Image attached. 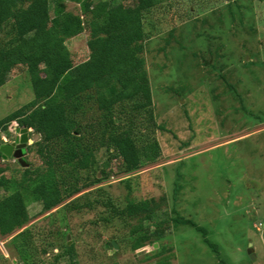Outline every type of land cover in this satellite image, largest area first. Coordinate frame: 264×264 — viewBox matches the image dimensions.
<instances>
[{
    "label": "trees",
    "instance_id": "obj_1",
    "mask_svg": "<svg viewBox=\"0 0 264 264\" xmlns=\"http://www.w3.org/2000/svg\"><path fill=\"white\" fill-rule=\"evenodd\" d=\"M169 1L70 0L78 5L74 13L65 0H0V87L23 78L19 83L28 81L32 93L22 106L0 119V134L17 126L31 128L37 136L24 150V159L33 158L35 165H11L0 154V242L6 239V248L20 264H46L42 259L49 254L51 264L62 259L79 264L75 244L68 243L66 235L72 230L70 218L86 213L95 216L89 225L127 229L125 236L115 234L110 242L119 247L128 243L131 251L150 245V238L159 240L169 227L186 226L199 232L213 253H219L205 229L175 208L182 189L179 173L173 180L167 218L158 215L168 202L166 193L158 201L133 197L130 176L161 158L158 134L176 138L166 123L157 120L146 58L158 56L162 67L178 50L184 51L185 38L201 37L200 26L209 29L206 40H221L220 35H211L212 26L221 22L217 9L201 20L174 22L154 35V26L145 27L146 16ZM234 4L237 0H228L224 8L230 12ZM207 15L216 19L207 23ZM189 30L194 31L190 36ZM82 34L85 46L72 51L71 42ZM219 51L221 45L212 48L207 43L203 64L208 66L211 57L214 61L224 58ZM214 70L217 65H211L210 71ZM220 79L223 93H229L231 100L239 99L240 108L250 113L236 85L224 75ZM166 91L175 100L183 93L171 87ZM220 111L217 108L214 113ZM189 128L194 135L193 125ZM180 143L179 148L189 147V141ZM113 178L124 189L116 199L107 191ZM34 203L48 214L46 228L28 225L27 208ZM145 223H151L153 230ZM156 255L151 264H171L170 255L161 251Z\"/></svg>",
    "mask_w": 264,
    "mask_h": 264
},
{
    "label": "rangeland",
    "instance_id": "obj_2",
    "mask_svg": "<svg viewBox=\"0 0 264 264\" xmlns=\"http://www.w3.org/2000/svg\"><path fill=\"white\" fill-rule=\"evenodd\" d=\"M65 2L68 10L78 13L77 4ZM227 2L170 0L146 16L145 27L154 26V35H158L174 22L201 20L217 9L221 22L212 26L211 35H220L221 40L209 42V29L198 25L201 37L191 38L194 31L189 30L190 37L182 41L184 51L178 50L170 62L165 61L159 68L162 60L158 56L146 58L157 120L166 123L176 138L170 133L158 134L160 160L141 168L133 174L135 177L130 176L135 200L153 197L158 201L166 193L168 202L158 212L160 219H165L171 210L173 180L179 173L182 189L175 208L205 229L206 236L218 246V255L203 243L199 232L186 226L176 230L169 227L159 240L150 238V245L135 251L125 242L111 249L110 238L115 234L125 236L127 229L89 225L95 216L86 213L70 218L72 230L66 235L67 241L75 244V261L79 264H151L159 251L171 256V264H264V0H237L230 9L233 22L228 8H224ZM173 13L176 15L171 21ZM206 18L207 23L216 19L208 15ZM85 41V34L74 39L72 51L83 48ZM207 43L212 48L221 45L219 52L225 56L217 61L211 57L205 66L202 60L207 57ZM153 64L158 67L152 69ZM211 65H217L213 73ZM222 75L236 85L250 113L240 108L239 99L231 100L229 93H223ZM22 81L23 78H16L0 87V119L30 99L29 82L19 83ZM166 87L173 91L183 89V93L175 100ZM217 108L221 109L218 115L214 113ZM190 124L194 135L190 134ZM33 136L32 141L37 137ZM180 141H189V147L179 148ZM24 162L36 164L30 157ZM9 163L17 164L13 159ZM179 163L182 164L178 166ZM107 189L115 199L124 194L117 178L111 180ZM27 210L31 217L28 225L47 227L48 214L41 212L39 204H30ZM50 211L53 213L56 208ZM145 225L153 230L151 223ZM249 244L254 255L251 262ZM50 257L52 254L42 260L51 264ZM0 261L20 264L6 248V239L0 242ZM59 264L68 263L62 259Z\"/></svg>",
    "mask_w": 264,
    "mask_h": 264
},
{
    "label": "water",
    "instance_id": "obj_3",
    "mask_svg": "<svg viewBox=\"0 0 264 264\" xmlns=\"http://www.w3.org/2000/svg\"><path fill=\"white\" fill-rule=\"evenodd\" d=\"M15 133L17 134V136L15 137L13 143L5 144L3 143V141L0 142L1 158L2 160L14 158L17 160V163L21 167H26L27 165L23 160V149L27 143V129L26 128L16 129ZM67 239H69V237H67ZM109 246H113L115 249L117 248V245L115 242H111ZM247 254L250 260L254 259V255L252 254L251 244H249L248 246ZM13 263L15 264L14 261Z\"/></svg>",
    "mask_w": 264,
    "mask_h": 264
},
{
    "label": "clouds",
    "instance_id": "obj_4",
    "mask_svg": "<svg viewBox=\"0 0 264 264\" xmlns=\"http://www.w3.org/2000/svg\"><path fill=\"white\" fill-rule=\"evenodd\" d=\"M16 129H22V128H19L17 126L13 127L11 130L7 131V134L4 133V135L2 136V134H0V142L3 141V143L5 144H10V143H13L14 142V139L15 137L17 136V134L15 133V130ZM27 129V143L26 145H31L33 143V141L30 139L31 135L33 136V130L31 128H26ZM34 137V136H33ZM25 147L23 149V160H24V155H25ZM9 159H13V160H16L14 158H9ZM7 159V160H9ZM3 161H6V160H3ZM17 162V160H16ZM18 164V163H17ZM19 165V164H18ZM69 243V242H68ZM111 243V242H110ZM111 247V246H110Z\"/></svg>",
    "mask_w": 264,
    "mask_h": 264
}]
</instances>
